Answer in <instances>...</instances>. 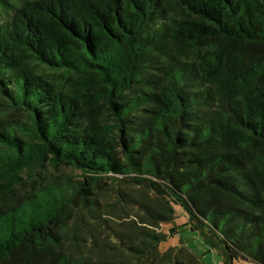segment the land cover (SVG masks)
Listing matches in <instances>:
<instances>
[{
  "label": "trees",
  "instance_id": "1",
  "mask_svg": "<svg viewBox=\"0 0 264 264\" xmlns=\"http://www.w3.org/2000/svg\"><path fill=\"white\" fill-rule=\"evenodd\" d=\"M180 227L264 264V0H0V264H200Z\"/></svg>",
  "mask_w": 264,
  "mask_h": 264
},
{
  "label": "rangeland",
  "instance_id": "2",
  "mask_svg": "<svg viewBox=\"0 0 264 264\" xmlns=\"http://www.w3.org/2000/svg\"><path fill=\"white\" fill-rule=\"evenodd\" d=\"M111 192H109V197L106 202V210H107V218L108 224L112 228H120L125 232H129V227L127 222H124L121 217L124 215L121 213L124 208V204L122 202V198L117 193V188L112 187ZM121 193L128 191L125 187H120ZM141 194L144 195V190H141ZM176 220L169 224L161 225L158 228L160 232H167L169 229L174 228L176 225L184 224L187 221V215L183 211L182 208L176 207ZM135 222L134 227L139 228L138 223ZM151 229V228H149ZM155 229V228H153ZM119 230V229H118ZM157 230V229H156ZM109 233L106 230H103V234ZM180 241L184 242L185 247L191 252V254L196 257L197 261L200 264H228L226 261L222 251L218 247H211L200 235L198 230H195L191 227H180L179 232H177L172 239L167 241L164 245H161V250H166L171 246H176L180 243ZM232 264H254L248 262L246 260H233Z\"/></svg>",
  "mask_w": 264,
  "mask_h": 264
}]
</instances>
